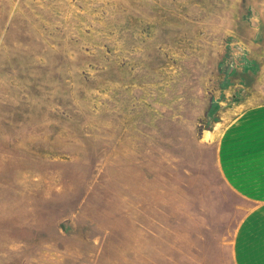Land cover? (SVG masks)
I'll return each instance as SVG.
<instances>
[{
	"label": "rangeland",
	"instance_id": "obj_1",
	"mask_svg": "<svg viewBox=\"0 0 264 264\" xmlns=\"http://www.w3.org/2000/svg\"><path fill=\"white\" fill-rule=\"evenodd\" d=\"M259 103L264 0H0V264H230Z\"/></svg>",
	"mask_w": 264,
	"mask_h": 264
},
{
	"label": "crops",
	"instance_id": "obj_2",
	"mask_svg": "<svg viewBox=\"0 0 264 264\" xmlns=\"http://www.w3.org/2000/svg\"><path fill=\"white\" fill-rule=\"evenodd\" d=\"M212 157L228 198L242 209L228 245L229 263L264 264V103L243 108L221 127Z\"/></svg>",
	"mask_w": 264,
	"mask_h": 264
}]
</instances>
